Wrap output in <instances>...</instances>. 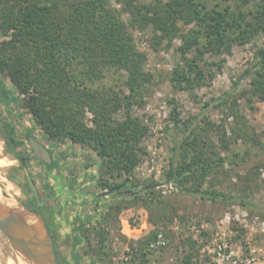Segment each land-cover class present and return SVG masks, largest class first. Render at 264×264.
Returning <instances> with one entry per match:
<instances>
[{"label": "rangeland", "instance_id": "374dc122", "mask_svg": "<svg viewBox=\"0 0 264 264\" xmlns=\"http://www.w3.org/2000/svg\"><path fill=\"white\" fill-rule=\"evenodd\" d=\"M209 1L213 5L221 2L223 7L230 4L236 10L235 0ZM109 4L128 25L129 15L123 11L122 3L109 0ZM258 4H264V0L254 3ZM130 32L136 49L146 55L145 70L152 75L142 103L133 107V114L148 126V132L142 140L145 155L131 177L139 188L154 186L153 192L148 195L132 189L98 197L96 194L107 191L98 187L99 181L119 183L125 176L111 179L105 172V158L88 147L48 140L20 107L19 99L7 104L0 97V198L10 207L36 209L37 200L22 175L32 178L38 208L41 202L48 229L56 233L54 244L60 264H138L140 259L134 263L132 258L139 256L140 242L154 230L160 235L156 243L149 242L145 264H182L185 258L190 259V264H264V99L254 94L251 77L255 53L264 48V34L246 44L233 43L230 53L220 57L206 55L221 69H215L209 86L191 93L176 92L170 81L179 58L180 38L175 37L170 45L164 40L157 50H152L150 30ZM109 79L111 76L105 82ZM0 80L7 95L18 98L11 82L6 77ZM229 91L227 102H222ZM173 107L182 122H189V130L210 128L206 137L216 143L218 134L225 131L229 150L222 155L228 157V162L201 186L202 190L222 193L224 198L204 200L164 180L172 148L181 139L180 130L173 127L170 118ZM90 118L91 114L86 113L85 123L92 127ZM4 131L15 139V155L23 159V167L6 150ZM30 138L48 151L56 169L47 171L43 161L36 158ZM87 169L94 171L93 183L77 190V179ZM47 186L53 193L46 191L45 195ZM73 227H78L76 234ZM74 235L81 243L72 247ZM131 245L137 255H132ZM0 264H19L17 254L1 233Z\"/></svg>", "mask_w": 264, "mask_h": 264}, {"label": "trees", "instance_id": "16d2710c", "mask_svg": "<svg viewBox=\"0 0 264 264\" xmlns=\"http://www.w3.org/2000/svg\"><path fill=\"white\" fill-rule=\"evenodd\" d=\"M235 1L234 11L230 4L223 7L221 2L213 5L209 0H116L129 15L126 25L109 0H0V77H6L18 94L6 103L19 99L20 107L48 140L88 147L105 158V172L111 179L125 176L119 183L99 181L102 191L137 189L150 195L154 186L139 188L131 177L145 155L142 140L148 132V126L133 114V107L142 103L152 75L144 68L146 55L136 49L130 29L150 30L152 50L164 40L170 45L175 37L180 38L179 58L170 81L176 92L193 93L209 86L215 69H221L206 55L220 57L230 53L233 43L246 44L264 34V4L254 5L257 0ZM185 26L190 28L183 31ZM255 60L251 71L253 92L264 99V48L255 53ZM108 76L111 79L105 82ZM2 89L8 94L0 80ZM230 94L226 92L222 102L226 103ZM86 113L91 114L92 127L85 123ZM170 118L173 127L180 130L181 139L172 148L164 180L204 200L224 198L222 193L202 190L201 186L228 162V157L222 155L229 150L225 131L218 134L216 143L206 137L210 128L189 130V122L180 120L176 107L171 109ZM3 139L6 150L16 156L15 139L7 131ZM16 158L23 167V159L18 155ZM41 163L49 172L56 169L52 159ZM23 175L30 190L27 174ZM46 191L53 193L50 186L44 188ZM39 205L41 208L36 202L33 210L41 213L43 205ZM51 234L55 240L56 233ZM159 235L154 230L141 241L139 256H133L132 262L138 258V264H145L150 254L148 244L156 243ZM80 243L77 235L71 238L72 247ZM131 251L137 255L132 245ZM190 263L189 258L182 262Z\"/></svg>", "mask_w": 264, "mask_h": 264}, {"label": "water", "instance_id": "95a60500", "mask_svg": "<svg viewBox=\"0 0 264 264\" xmlns=\"http://www.w3.org/2000/svg\"><path fill=\"white\" fill-rule=\"evenodd\" d=\"M0 94L4 100H10V97L3 89ZM29 142L36 158L49 163L50 156L48 151L32 138L29 139ZM26 177L29 188L39 203L35 186L30 177L28 175ZM115 191H118V188L109 189L100 193L99 196H107ZM1 201L3 202L2 199ZM1 205L0 233L5 236L17 256H21L25 261L32 264H59L54 239L42 214L24 206L14 208L4 202ZM27 218H36L38 225L28 224L25 221Z\"/></svg>", "mask_w": 264, "mask_h": 264}, {"label": "crops", "instance_id": "0c3cea01", "mask_svg": "<svg viewBox=\"0 0 264 264\" xmlns=\"http://www.w3.org/2000/svg\"><path fill=\"white\" fill-rule=\"evenodd\" d=\"M92 170V169H91ZM90 169H87L86 171H84V172H82L83 174H81V176L82 177H84V178H78L77 179V184H76V189L78 188H83L84 186H86V187H88V185H91L92 183H93V174H94V171H91ZM84 173H86V175L84 174ZM84 181V184H81V181ZM59 184V183H58ZM61 184H59V186H60ZM62 186V185H61ZM77 189V190H78ZM96 195H98V197H99V194H96ZM95 200V199H94Z\"/></svg>", "mask_w": 264, "mask_h": 264}, {"label": "bare ground", "instance_id": "6f19581e", "mask_svg": "<svg viewBox=\"0 0 264 264\" xmlns=\"http://www.w3.org/2000/svg\"><path fill=\"white\" fill-rule=\"evenodd\" d=\"M3 161V160H2ZM4 162V161H3ZM2 162L0 161V164H1ZM3 164V163H2ZM0 203L1 204H3V202L1 201V199H0ZM12 203V202H11ZM0 204V208H2V205ZM8 204V203H7ZM25 221L28 223V224H33V225H38V221H37V219L36 218H27V219H25ZM18 262H19V264H32V263H30V262H28V261H25L21 256H19L18 257Z\"/></svg>", "mask_w": 264, "mask_h": 264}, {"label": "flooded vegetation", "instance_id": "af4514ba", "mask_svg": "<svg viewBox=\"0 0 264 264\" xmlns=\"http://www.w3.org/2000/svg\"><path fill=\"white\" fill-rule=\"evenodd\" d=\"M30 148H31V145H30ZM115 192H118V193H120V190L118 189V191H115ZM100 194V193H99ZM40 208H41V205H40ZM41 214L43 215V218L45 219V216H44V213H43V211L41 210ZM50 231V230H49ZM77 231V230H76ZM76 231H74V233L76 234ZM52 235V234H51ZM74 236H76V235H74ZM53 237V236H52ZM55 249H56V247H55ZM56 253H57V256H58V252H57V249H56ZM58 259H59V256H58ZM77 263L78 264H82V263H80V262H78L77 261ZM60 264V263H59ZM87 264V263H86ZM88 264H94V262H90V263H88Z\"/></svg>", "mask_w": 264, "mask_h": 264}]
</instances>
